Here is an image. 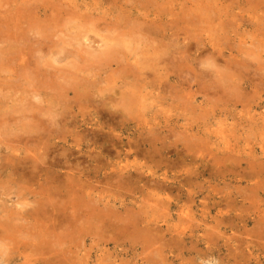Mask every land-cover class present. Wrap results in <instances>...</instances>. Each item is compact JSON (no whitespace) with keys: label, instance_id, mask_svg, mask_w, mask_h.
<instances>
[{"label":"rangeland","instance_id":"1","mask_svg":"<svg viewBox=\"0 0 264 264\" xmlns=\"http://www.w3.org/2000/svg\"><path fill=\"white\" fill-rule=\"evenodd\" d=\"M136 6L141 17L127 11ZM101 41L119 63L92 57ZM138 73L147 87L133 82L137 103L118 108L120 81ZM115 107L124 117L110 123ZM110 130L124 142L121 159ZM101 145V162L154 172L140 176L144 191L132 185L142 171L127 168L133 177L122 183L112 166L94 176ZM161 188L158 200L147 194ZM107 209V220H92ZM143 218L150 229L132 238L114 230ZM163 220L192 229L183 250L169 246L175 261L264 264V0H0V264H27V255L32 264H144L133 243H152ZM98 221L111 230L73 229ZM39 222L45 242L64 241L63 258L44 250Z\"/></svg>","mask_w":264,"mask_h":264},{"label":"bare ground","instance_id":"2","mask_svg":"<svg viewBox=\"0 0 264 264\" xmlns=\"http://www.w3.org/2000/svg\"><path fill=\"white\" fill-rule=\"evenodd\" d=\"M225 2V1H224ZM83 5V4H82ZM82 5H77V6H79V7H81ZM84 8V7H83ZM213 8V7H212ZM128 12H131V14L133 15V14H136L138 17H141V14H139L138 13V9H137V6L136 7H129V9L127 10ZM158 12V11H157ZM215 12V11H214ZM214 15H217V12L216 13H214ZM158 18V17H157ZM165 19H167V18H170V15H167V16H165L164 17ZM170 23H171V21H169V25H170ZM84 38V37H83ZM102 42V41H101ZM100 42V45H98L97 46V48H96V51H97V49H99V48H103V50L101 51V52H99L97 55L96 54H93L92 55V57H94V58H96V59H103V57H105V58H107L106 60H110V61H114L115 63H119V59H117V57L115 56L114 57V54H112L113 52H111L110 50H109V48H108V44L106 43V42H102L101 43ZM85 51V50H84ZM92 53V52H91ZM94 55H96V56H94ZM113 56V57H112ZM13 57V56H12ZM109 57H111V58H109ZM12 59V58H11ZM39 59V58H38ZM171 59V58H170ZM13 60H15V59H13ZM15 62H13V64H14ZM25 63H27V61L25 62ZM28 63H29V61H28ZM30 64V63H29ZM171 64V63H170ZM233 64V63H232ZM16 65V64H15ZM26 66V65H25ZM31 66V65H30ZM30 66H29V68H30ZM227 66V65H226ZM23 67V66H22ZM27 67V66H26ZM233 67V66H232ZM231 67V68H232ZM236 67V66H235ZM31 69V68H30ZM229 69V68H228ZM40 70V69H39ZM42 70V69H41ZM231 70V69H230ZM233 70V69H232ZM20 71V70H19ZM18 71V72H19ZM33 71H34V68H33ZM118 71V70H117ZM229 71V70H228ZM230 72V71H229ZM45 73V72H44ZM3 74H4V72H3ZM37 74V73H36ZM24 76V75H23ZM44 76V75H43ZM131 77V76H130ZM16 78V77H15ZM133 78V81L131 80V83L129 84V83H127L126 81H124V80H121L120 81V85H119V90H121L120 92H119V102H117L116 103V105H118V108L121 106L122 108H124V109H126L127 111H129L130 110V108H131V106L133 105V103L134 102H136L137 100H138V96H139V94H137V95H135V98H134V92L132 91V90H129V88H133V82H135V86L134 87H137L138 86V84H141L142 85V87L144 88H146L147 87V83H145V78L143 77V74H141V73H138L137 75H135L134 77H132ZM18 79V78H17ZM84 79V78H83ZM131 79V78H130ZM81 80V79H80ZM86 81V80H85ZM56 82H58V81H56ZM62 82V81H61ZM74 83V82H73ZM45 84H46V82H45ZM12 85V84H11ZM59 85V84H58ZM50 86V85H49ZM70 87H68V88H66V89H71L72 90V95H73V98H78L79 97V95H82V92H83V90L81 91V92H78V90H77V88L79 87L78 85H74V84H70L69 85ZM201 87V86H200ZM52 88H54V87H52ZM144 88V89H145ZM55 89V88H54ZM135 89H137V88H135ZM60 90V89H59ZM46 91H47V89H46ZM51 91H53V90H51ZM33 92V91H32ZM62 92V91H61ZM93 94V93H92ZM95 94V93H94ZM31 95V94H30ZM32 96V95H31ZM100 96V95H99ZM33 97V96H32ZM91 97H92V95H91ZM101 97V96H100ZM140 97V96H139ZM59 98V97H58ZM33 99V98H32ZM97 99H99V98H97ZM101 100H103L102 98H100ZM34 100V99H33ZM101 100L99 101V102H101ZM36 101H38V100H36ZM91 101V100H90ZM114 101V100H113ZM57 102V101H56ZM87 102V101H86ZM88 102H89V99H88ZM116 102V101H115ZM129 103V104H128ZM137 103V102H136ZM36 104V103H35ZM128 104V105H127ZM37 105V104H36ZM135 105V104H134ZM32 106V105H31ZM38 106H39V104H38ZM16 111H17V108H16ZM19 111V110H18ZM22 113V112H21ZM34 113L32 112V115H33ZM104 114V113H103ZM102 114V115H103ZM119 114H121L123 117H124V111H121V110H119V109H117L116 107H115V109L114 110H110V111H108L107 112V116L106 117H108V122H110V123H113V121L114 120H116L117 118H119ZM127 114V113H126ZM34 116V115H33ZM42 116V115H41ZM51 116V115H50ZM49 116V117H50ZM128 116V115H127ZM35 117V116H34ZM102 117V116H101ZM45 119V118H44ZM103 119H105V118H103ZM50 120H52V119H49V122H51ZM54 120V119H53ZM53 120H52V123H53ZM105 121V120H104ZM125 121H127V119H125L124 120V118H120V122H125ZM150 122H146V125H150V124H152V125H156V121H155V119L154 118H152L151 120H149ZM106 122H107V120H106ZM115 123H116V121H115ZM43 124V123H42ZM44 124H46V123H44ZM54 124V123H53ZM36 126V125H35ZM125 126V125H124ZM39 131V130H38ZM41 131V130H40ZM150 132L152 133V130H150ZM41 133H42V131H41ZM110 133L111 134H113L112 133V131L110 130ZM150 134V133H149ZM43 135H44V133H43ZM153 135H155L154 133H152L151 135H150V137H152ZM158 135V134H157ZM138 136V135H137ZM18 137V136H17ZM139 137V136H138ZM22 138V137H21ZM21 138H20V140H21ZM39 138V137H38ZM49 138V137H48ZM156 138V137H155ZM158 138V137H157ZM121 139V137H120V135H118V134H113V137L111 136V138H110V144H111V148L113 149V151H114V157L115 158H123V157H121L123 154H122V147H124L123 145H124V142L122 141V140H120ZM139 139V138H138ZM19 140V141H20ZM156 140V139H155ZM154 140V141H155ZM159 140V139H158ZM43 141V140H42ZM134 141V140H133ZM148 141V140H147ZM128 142V141H127ZM126 143V142H125ZM44 144V143H43ZM135 144H137V143H134V145ZM49 145V144H48ZM51 145V144H50ZM46 147V146H45ZM135 147H136V145H135ZM27 148V147H26ZM129 148H130V146H129ZM134 149V148H133ZM53 150V149H52ZM51 150V151H52ZM111 150V149H110ZM56 151V150H55ZM104 151H106V149L101 145V147H99V149H98V151H97V153H96V156H95V158H94V161H97V165L95 166V169L93 170L94 171V176L96 175V174H98L99 173V171L100 170H105V169H107L109 166L111 167H116V168H114V170H113V168L111 167V170L113 171V172H116L117 171V173H119V172H121L120 173V175H118V181L120 182V183H122L121 182V180H122V178H124L126 175L128 176V179H130V178H132L133 177V174H132V172L130 171V170H126L127 168L128 169H133L132 171H142V172H140V174H137V175H135V180H134V184H132V185H134V186H136L137 184H139L140 182H142L143 183V185L141 186V190L142 191H144V189L146 188V185L144 184V182L141 180V177L143 176V175H145V177L146 176H150V177H153V176H155V174H154V172L153 171H151V169L149 168V167H147V166H143V165H141V164H135L134 166H131V167H128V166H121L120 164H121V161H119V162H108V163H104V162H101L100 161V159H102V158H104L103 157V153H104ZM124 151V150H123ZM134 151V150H133ZM132 151V152H133ZM107 152H108V149H107ZM126 152L127 153H129L130 151L128 150H126ZM106 153V152H105ZM109 153V152H108ZM112 153V152H111ZM131 153V152H130ZM138 153H140V151H138ZM137 153V154H138ZM107 154V153H106ZM66 155H67V153H66ZM134 155V154H133ZM126 156V155H125ZM135 156V155H134ZM127 157H128V155H127ZM31 158V157H30ZM35 158V157H34ZM35 160H36V158H35ZM38 160V159H37ZM151 160V159H150ZM152 162V161H151ZM216 162V161H215ZM217 162H219V161H217ZM26 163V162H25ZM51 164V163H50ZM55 164V163H54ZM53 164V165H54ZM57 164H59V163H57ZM66 164H68V163H66ZM21 165V164H20ZM64 165H65V163H64ZM34 166V165H33ZM51 166V165H50ZM98 166H100V167H98ZM136 166V167H135ZM19 167V166H18ZM21 167V166H20ZM64 167V166H63ZM70 167V166H69ZM27 168V167H26ZM33 169H36V167L35 168H33ZM51 169V168H50ZM55 169V168H54ZM21 170V169H20ZM24 170V169H23ZM22 170V171H23ZM26 170V169H25ZM39 170V169H38ZM45 170V169H44ZM72 170V169H71ZM40 171V170H39ZM28 172V171H27ZM31 172V171H30ZM43 172V171H42ZM35 173V172H34ZM39 173V172H38ZM44 173V172H43ZM23 174H25V172L23 173ZM49 174V173H48ZM52 174V173H51ZM82 174V173H81ZM26 175V174H25ZM37 175V174H36ZM58 175V174H57ZM66 175V174H65ZM103 175H104V173H103ZM105 176V178H106V175H104ZM138 176V177H137ZM141 176V177H140ZM50 178V177H49ZM56 178V177H55ZM73 178V177H72ZM110 178V177H109ZM71 179V178H70ZM106 179H108V178H106ZM144 179V178H143ZM162 179H164V181L167 183V179H166V177L164 176ZM50 180H51V178H50ZM146 180V179H145ZM45 181V180H44ZM53 181H55V180H53ZM58 182V181H57ZM73 182H74V180H73ZM44 183V182H43ZM48 183H49V181H48ZM51 183H53V182H51ZM70 183H71V181H70ZM39 184V183H38ZM60 184V183H59ZM63 184V183H62ZM154 184H155V182H154ZM57 185V184H56ZM64 185V184H63ZM156 185H158V184H156ZM156 185H154V187L156 186ZM60 186V185H59ZM79 186V185H78ZM127 186H129V185H127ZM138 186V185H137ZM136 186V187H137ZM55 187V186H54ZM67 187V186H66ZM152 187V186H151ZM57 188V187H56ZM63 188V187H62ZM63 189H65V188H63ZM72 189V188H71ZM131 189V188H130ZM166 189V188H165ZM41 190V189H40ZM47 190V189H46ZM56 190V189H55ZM128 190V189H127ZM132 190V189H131ZM73 191V190H72ZM140 191V190H139ZM163 191V189L161 188L159 191H157V192H154V191H150L149 193H147L148 195H149V197L151 198V199H156V200H158V198H160V196L161 195H159L158 194V192L160 193V192H162ZM74 192V191H73ZM76 192V191H75ZM164 192V191H163ZM51 193V192H50ZM70 193V192H69ZM189 193V192H188ZM71 194V193H70ZM56 195V194H55ZM64 195V194H63ZM164 195H165V193H164ZM67 196V195H66ZM66 198V197H65ZM60 199H62V198H60ZM59 199V200H60ZM56 199L54 198V201H55ZM63 200H64V198H63ZM57 201V200H56ZM66 201V200H65ZM134 203H136V201H137V198H135L134 197ZM102 202V201H101ZM38 203V202H37ZM48 203V202H47ZM83 203V202H82ZM81 202H80V204H81V206H84V207H86L85 206V202L82 204ZM90 203V202H89ZM171 203L172 202H167V204H165V205H167V206H165L164 208H166V210H167V207H170V205H171ZM25 204V203H24ZM45 204V203H44ZM66 204H67V202H66ZM63 205H65V204H63ZM47 206V205H46ZM66 206V205H65ZM148 206H149V208L150 207H153V206H151V205H146L145 207L146 208H148ZM156 206V205H155ZM154 206V207H155ZM53 207V211H54V214H52V216L54 215V217H53V220L54 221H52L53 223H55V224H53V228H57V230H61L63 233H64V227H63V225L62 224H64V223H62L61 224V222H62V216L60 215V211L59 210H57L56 208H55V205H53L52 206ZM144 207V206H143ZM64 208H66V207H64ZM63 208V209H64ZM92 208V207H91ZM156 208V207H155ZM32 210V209H31ZM30 210V211H31ZM43 210V209H42ZM23 211V210H22ZM29 211V210H28ZM37 214H40V213H42L41 212V210H37V209H35L34 210ZM49 212L51 211V210H48ZM47 210H46V212H48ZM68 211V210H67ZM77 211V210H76ZM81 210L79 209V212H80ZM102 211V210H101ZM156 211V210H155ZM168 211V210H167ZM26 212V211H25ZM24 212V213H25ZM65 212H66V210H65ZM78 212V213H79ZM81 212H83V211H81ZM87 212V211H86ZM35 213V214H36ZM67 213V212H66ZM109 209H107L106 211H105V213H103V214H100V213H98V215H96V214H94L93 216H92V220H107V216L109 215ZM68 214V213H67ZM67 214H65L64 213V216H66ZM72 214V213H71ZM87 214H89V213H87ZM118 214V213H117ZM219 214H220V212H219ZM24 215V214H23ZM50 215V214H49ZM48 215V216H49ZM77 215V214H76ZM89 215H91V214H89ZM100 215H101V217H100ZM80 219L81 218H89L87 215H85V214H83V213H79L78 215H77ZM103 216V217H102ZM26 217V216H25ZM71 218V220H78V217H76V216H74V215H72V216H70ZM167 217H170V214H167ZM44 218V217H43ZM67 218H68V216H67ZM77 218V219H76ZM104 218V219H103ZM13 219V218H12ZM15 219V218H14ZM42 220V219H41ZM91 220V221H92ZM114 220H115V218H114ZM121 220H122V218H121ZM142 221H140L139 220V222H138V220H136L137 222H134L133 220H130L132 223H130L128 220H126V222L121 226H119L117 223L116 224H114V225H116V226H114V230H116L118 233L119 232H125V233H128L129 232V230L131 229L132 230V232L130 233V234H125V236L123 237V238H126V237H133V236H135L136 234L138 235V233H140V231H143V232H145V231H147V230H149L150 228H149V226L147 225V224H145V222H147V218H143V219H141ZM21 221V220H20ZM61 221V222H60ZM68 221V220H67ZM70 221V220H69ZM102 221H98V222H102ZM173 221H176V222H174L173 224H170V223H172ZM11 222V221H10ZM44 222V221H43ZM109 222V221H108ZM26 223H28V222H26ZM49 223V222H48ZM73 223V222H72ZM144 224V226H141L140 224ZM162 223H164L165 224V229H162L161 227H158V229H157V232L158 233H156V235H155V238H153V240L151 241L152 243H150V242H147V241H145L146 243H136V241H135V243H133L134 244V251H136L137 249V247L138 246H140L139 248H140V251H139V253L140 254H145V253H147L146 254V258L145 259H143V260H145L144 261V264H174V262L176 263V264H185V263H183L181 260H179L178 259V261H175L174 259L176 258V255L174 256L173 255V251H172V249H174V247H175V249L176 250H180V248H182V250L185 248L184 246L182 247V245L181 244H184L185 242H186V240H187V238H188V234H190L191 232H192V229H190L189 227H187L186 225H185V223H182L181 222V220H163V222ZM8 224V223H7ZM15 224V223H14ZM38 224V223H37ZM90 224H92V225H90V226H88V227H84V226H81L80 228H78V229H76L74 226H73V229H75L76 230V232H80V231H86V230H90L92 227L95 229V230H97V229H99V231L101 232H103V230L104 229H107L109 226H107V228H105V224L104 223H101V225L100 226H96V225H94L93 224V222L92 223H90ZM5 225V224H4ZM10 225V224H9ZM55 225H56V227H55ZM65 225V224H64ZM137 225L139 226V228L140 229H138L137 228ZM14 226V225H13ZM22 226V225H21ZM46 226H48V225H46ZM70 226V225H69ZM35 227V229L37 230V232H39L38 234H40V236H42L43 237V240L45 239V237H44V232L46 231H44V223H42V222H39V224H38V226H34ZM51 227V226H50ZM112 227V226H111ZM33 228V227H32ZM47 228H49V227H47ZM65 228H66V226H65ZM70 228V227H69ZM107 230H111V229H107ZM5 232V231H4ZM32 232V231H31ZM163 232V233H162ZM54 233V232H53ZM116 233V232H115ZM168 233V235H169V239L167 240V236H165L166 234ZM1 234V233H0ZM28 234V233H27ZM85 234V233H84ZM122 234V233H121ZM116 235V234H115ZM35 236V235H34ZM61 236H63V235H61ZM66 237L68 236V235H65ZM150 236H152V234L150 235ZM55 237L56 236H53V238L54 239H49V240H47L46 242H45V240H44V245L46 246V249H44V250H47V252H50V253H52L53 254V256H54V258L56 257L57 258V256H61L62 258H63V256H65V254H64V250H59V247L62 245V244H64L63 242V240H59V239H55ZM92 237V236H91ZM117 237V236H116ZM115 237V238H116ZM149 237V236H148ZM37 238V237H36ZM4 239V238H3ZM11 239V238H10ZM15 239V238H14ZM134 239V238H133ZM156 239H159L158 240V242H154ZM2 240V239H1ZM20 240V239H19ZM142 240H143V238H142ZM200 240H201V238H200ZM18 241V240H17ZM118 241H120L119 239H118ZM130 241V240H129ZM203 241V240H202ZM2 243H3V241H2ZM11 243V242H10ZM13 243V242H12ZM11 243V244H12ZM8 244V243H7ZM16 244V243H15ZM124 245L126 244L127 245V243H123ZM156 244H158V246L157 247H154ZM206 244V243H205ZM25 246L26 247H28V246H30V244L29 243H26L25 244ZM128 247H129V249L131 250V249H133L132 247H130V245H127ZM169 246H172V249L169 247ZM18 247V246H17ZM57 248L56 250H55V248ZM124 249V248H123ZM171 249V250H170ZM210 248H209V246L205 249L206 251H208ZM13 250H16V249H13ZM43 250V251H44ZM42 251V252H43ZM42 252H40V253H42ZM117 253H115L116 255L114 256V258H115V260H116V258L117 257H119L121 254H119L118 252H120V251H116ZM188 252V253H187ZM187 252H186V254L187 255H189V251L187 250ZM46 254V253H45ZM45 254H44V256H45ZM69 254H70V251H69ZM38 255H40V254H38ZM139 256V255H138ZM137 256V257H138ZM151 256H153L152 257V259H151ZM154 256H156V257H154ZM32 256H30V255H27V256H25L24 257V262H27V264L30 262V264H32V260L30 261V258H31ZM41 257H42V255H41ZM40 257V258H41ZM86 257H87V255H86ZM73 258V257H72ZM88 258V257H87ZM144 258V257H143ZM46 259V258H45ZM53 259V258H52ZM140 260H142V259H140ZM55 261H57L56 259H55ZM55 261H53V262H55ZM95 262H97L96 264H110V262H108L107 260H105L103 257H99V259H95L94 260ZM127 261H129V260H127ZM47 262H48V260H47ZM33 263H34V260H33ZM42 263H43V261H42ZM45 263V262H44ZM46 264V263H45ZM48 264V263H47ZM55 264H62L61 262H55ZM64 264V263H63ZM140 264H141V262H140Z\"/></svg>","mask_w":264,"mask_h":264}]
</instances>
